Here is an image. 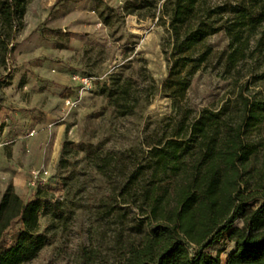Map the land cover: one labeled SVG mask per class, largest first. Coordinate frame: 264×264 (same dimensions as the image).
Instances as JSON below:
<instances>
[{
  "label": "rangeland",
  "instance_id": "374dc122",
  "mask_svg": "<svg viewBox=\"0 0 264 264\" xmlns=\"http://www.w3.org/2000/svg\"><path fill=\"white\" fill-rule=\"evenodd\" d=\"M174 1L30 2L7 67L0 70L5 80L1 115L16 128L19 120L26 124L19 130L0 125L7 140L0 152L29 167L27 177L34 168L49 167L45 179L32 188L36 194L43 187L53 203L39 220L41 229H48V243L23 264L114 262L134 238V226L146 221L144 193L153 187L163 193L184 175L204 171L205 147L194 130L196 121L222 110L221 122L230 115L221 123L217 143L227 147L226 136L240 121L241 89L253 100H264V43L258 45V35L253 36L238 55L240 73H223L220 53L230 43L225 30L206 39L203 49L211 47L214 53L191 76L185 98L168 93L164 84L174 43ZM58 73L68 83L56 78ZM28 119L43 125L28 126ZM11 131L18 138L8 141ZM36 131L47 140L44 159L37 165L28 142ZM243 143L254 149L243 177L253 184L264 174V120L244 134ZM108 152L113 157L105 174L97 164ZM20 227L14 223L3 240L13 243ZM232 248L233 242L224 240L208 251L220 253L226 264Z\"/></svg>",
  "mask_w": 264,
  "mask_h": 264
},
{
  "label": "trees",
  "instance_id": "16d2710c",
  "mask_svg": "<svg viewBox=\"0 0 264 264\" xmlns=\"http://www.w3.org/2000/svg\"><path fill=\"white\" fill-rule=\"evenodd\" d=\"M31 1L0 0V70L7 67L11 44L24 27ZM170 27L174 43L164 87L173 98L182 99L191 76L214 53L211 47L203 48L215 33L225 30L230 35L229 49L220 53L223 73H240L238 55L251 45L252 37L258 35L257 44L264 43V0H175ZM4 84L0 73V88ZM238 97L243 107L240 121L226 136L228 146L217 143L221 123L230 115L222 122L224 110L201 116L194 130L205 147L204 171L184 175L163 193L157 187L147 190L146 221L134 226V238L110 264H222L221 254L208 248L224 240L233 242L226 264H264V174L253 184L243 178L254 151L243 143V136L264 120V100H253L242 89ZM111 157L108 152L97 164L101 172L109 171ZM119 198L115 191L116 203ZM52 203L43 187L31 200L22 199L11 184L6 188L0 201V264H23L39 255L49 240L39 220ZM16 222L21 227L7 244L3 234Z\"/></svg>",
  "mask_w": 264,
  "mask_h": 264
},
{
  "label": "crops",
  "instance_id": "0c3cea01",
  "mask_svg": "<svg viewBox=\"0 0 264 264\" xmlns=\"http://www.w3.org/2000/svg\"><path fill=\"white\" fill-rule=\"evenodd\" d=\"M55 77L60 79L61 81L65 80L68 83V78H66L67 76H62L61 74H55ZM34 103L29 104L30 107H34ZM16 110V109H15ZM0 111V125H5L4 128L5 129H15V125H12V123H10V120L8 119V117L6 116V119L2 117ZM15 117V116H14ZM25 119V117L23 118ZM18 121V120H17ZM20 125H17V130H19L20 126L26 124L24 122V120H19ZM31 123H34V127L38 128V126L43 125V123H39L36 121L34 122H30V120L28 119V126H32ZM22 128V127H21ZM12 132V131H11ZM4 135L1 134L0 132V148L2 147L3 143L7 142L4 141ZM9 140L8 141H12L18 138V135H16L14 132H12L10 134V137H8ZM31 141H28L31 145H32V149H33V154L35 156V161H36V165L38 163H40V161H42L44 159V154H45V143H46V138L45 135L43 133H38L36 131L35 135L33 137L30 138ZM56 145H58L59 142V138L57 137L56 139ZM13 147L15 148L16 146L13 145ZM29 150V149H28ZM9 160V161H8ZM7 160V156L4 157L3 154H1L0 152V201L2 198V195L4 193V191L6 190V188L11 184L15 190V192L24 200H31L35 197V193H34V189L29 185L28 183V179L30 177V174L32 172V170L34 169H39V168H46L49 170V167L47 166H41L38 168H34L31 170L29 177H27L28 171H29V167L27 168H22L20 166H18V164H15V162L12 159L8 158ZM14 163V165H16L18 167V169L13 168L11 165Z\"/></svg>",
  "mask_w": 264,
  "mask_h": 264
},
{
  "label": "built area",
  "instance_id": "2783aa9c",
  "mask_svg": "<svg viewBox=\"0 0 264 264\" xmlns=\"http://www.w3.org/2000/svg\"><path fill=\"white\" fill-rule=\"evenodd\" d=\"M84 81L86 82V84H88V79L84 78ZM34 131H30L29 135H33ZM49 170L46 168H39V169H34L32 170L30 177L28 179V183L31 187H34V189L37 188V184L41 183L45 177L48 175Z\"/></svg>",
  "mask_w": 264,
  "mask_h": 264
}]
</instances>
